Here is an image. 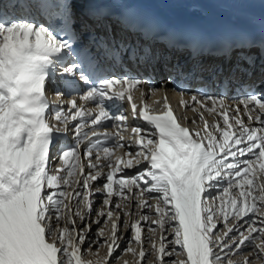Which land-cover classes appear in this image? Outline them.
<instances>
[{
	"label": "snow or ice",
	"instance_id": "1",
	"mask_svg": "<svg viewBox=\"0 0 264 264\" xmlns=\"http://www.w3.org/2000/svg\"><path fill=\"white\" fill-rule=\"evenodd\" d=\"M105 2L71 0L70 24L78 22L93 43L97 28L111 33L109 20L122 33L160 39L158 24L141 29L132 14L114 15ZM48 7L28 3L23 15L11 17L0 11V264H129L122 259L128 253L133 264H264V94L248 85L247 94L229 104L206 93L185 100L181 92L178 113L163 84L157 89L127 74L95 75L88 48L65 60L73 36L65 40L35 22L33 13L43 16ZM164 39L194 57L206 47L199 36L185 39L179 31ZM257 46L264 54V22L258 38L241 31L222 37L215 50L230 58ZM97 47L113 66L154 59L149 47L114 36L110 43L99 38ZM239 60L247 67L238 63L237 70L251 75L255 57L240 51ZM57 74L62 87H55ZM77 76L87 90L65 99ZM53 91L56 98L49 100L46 93ZM115 101H126L128 109L121 105L114 113ZM74 121V143L54 152L57 136L69 133ZM105 121L114 131H98ZM121 241L128 243L122 250ZM246 247L251 250L243 255Z\"/></svg>",
	"mask_w": 264,
	"mask_h": 264
},
{
	"label": "bare ground",
	"instance_id": "2",
	"mask_svg": "<svg viewBox=\"0 0 264 264\" xmlns=\"http://www.w3.org/2000/svg\"><path fill=\"white\" fill-rule=\"evenodd\" d=\"M191 3H193V4L188 5L187 8H188V11L191 14H193L194 17L203 18L202 16L206 13V10L204 9L205 7L207 8L208 13H213L212 16H214V17H219V16L223 15V13L226 11V7H225V4H224L225 2H223V0H194V2H191ZM154 5L157 6V3H154ZM159 5H160V8L164 9L165 11H172L174 9L172 3L159 4ZM0 6H2L0 8L4 9L6 11V13L11 12L13 14V16L23 15L24 14V12H22V8L21 7H19L16 4H13L10 1L7 2V1L0 0ZM255 7H257V5H256L255 2H252V1H249L248 3H245L243 5L234 3V6H233V8L237 9V11H239V12L250 11L251 9H253ZM76 8L77 7H75L72 4V9L76 10ZM76 11H78V10H76ZM234 11L235 10H230V12H234ZM35 22H36V20H35ZM156 84H157L156 88L160 89L161 88V85H160L161 82L157 81ZM163 88H164L165 91H167V93H169V91L171 90V88L169 87V83L168 82H166V83L164 82L163 83ZM137 94L138 93H136V96H137ZM116 105H117L116 102H110V107H111L112 111L115 110L114 107ZM205 115H206L205 118L209 122H211L212 119H213L212 116H210L207 112H205ZM198 120L199 119L197 117V122H198ZM245 121H247V120H245ZM135 123L140 124L138 121L135 122ZM254 126H259V125L258 124H254ZM123 134L125 136V140H127L128 139V132H124ZM53 167H55V166H53ZM96 186H97V184L94 183L93 187H96ZM217 187H220V185H217ZM209 191L211 192V194L213 196L216 195V190L215 189H210ZM93 199H95V197H93ZM95 206L99 207L98 204L95 205ZM131 207H132V211L134 213L132 218L133 219L138 218V216L135 214L137 212L136 206L133 204ZM145 212H147V210H145ZM101 226L103 227V224H101ZM120 231L123 232V228H121ZM143 231H144V234H148L146 226H145ZM94 232H95V225H93V233ZM105 234L107 235V231H106ZM127 235L129 236V238L131 237V233L130 232H128ZM94 238H95L94 235H93V237H90V239H94ZM101 243H102V238H101ZM127 246H128L127 241H121V250L123 248L127 247ZM85 247H87V245H85ZM96 247L97 246H93V251H95ZM132 247L137 248V250H139V246H137L135 243H133ZM145 248L148 249V244L147 243H145ZM250 250H251L250 247H246L244 252H243V255H247ZM105 253H106V249L105 248H101L100 249V255L103 256ZM86 258H90V257H86ZM92 258H94V257H92ZM232 258L236 259L238 257L233 256ZM122 259L129 261V264H133V262L135 260V257L132 256L130 253H128V254H124ZM147 259H148V261L153 260V255L151 254L150 250H149V255H148ZM254 264H255V262H254Z\"/></svg>",
	"mask_w": 264,
	"mask_h": 264
}]
</instances>
